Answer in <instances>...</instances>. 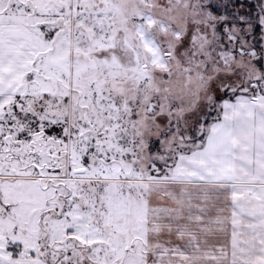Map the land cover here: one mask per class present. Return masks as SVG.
I'll return each mask as SVG.
<instances>
[{"label": "snow or ice", "instance_id": "obj_1", "mask_svg": "<svg viewBox=\"0 0 264 264\" xmlns=\"http://www.w3.org/2000/svg\"><path fill=\"white\" fill-rule=\"evenodd\" d=\"M0 264H264V0H0Z\"/></svg>", "mask_w": 264, "mask_h": 264}]
</instances>
